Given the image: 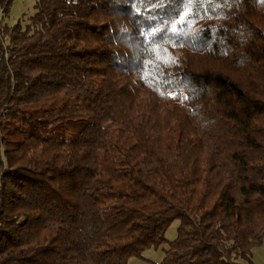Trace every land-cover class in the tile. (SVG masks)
Returning <instances> with one entry per match:
<instances>
[{
  "label": "trees",
  "instance_id": "16d2710c",
  "mask_svg": "<svg viewBox=\"0 0 264 264\" xmlns=\"http://www.w3.org/2000/svg\"><path fill=\"white\" fill-rule=\"evenodd\" d=\"M0 0V264H253L264 0Z\"/></svg>",
  "mask_w": 264,
  "mask_h": 264
},
{
  "label": "rangeland",
  "instance_id": "374dc122",
  "mask_svg": "<svg viewBox=\"0 0 264 264\" xmlns=\"http://www.w3.org/2000/svg\"><path fill=\"white\" fill-rule=\"evenodd\" d=\"M34 3L35 0H12L9 15L6 17L5 22L13 25L20 21L22 25H25L29 21V16L35 11ZM177 226L178 220H174L166 231L167 241L157 248L150 247L146 249L143 252V258L129 257L127 264H155L159 262L164 256L165 249L168 248V241L175 238ZM251 258L253 264H264V240L261 245L252 250Z\"/></svg>",
  "mask_w": 264,
  "mask_h": 264
}]
</instances>
